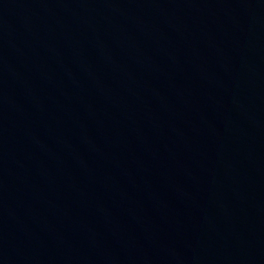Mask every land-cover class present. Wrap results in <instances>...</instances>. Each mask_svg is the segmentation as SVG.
Masks as SVG:
<instances>
[{
  "label": "water",
  "instance_id": "1",
  "mask_svg": "<svg viewBox=\"0 0 264 264\" xmlns=\"http://www.w3.org/2000/svg\"><path fill=\"white\" fill-rule=\"evenodd\" d=\"M0 264H264V0H0Z\"/></svg>",
  "mask_w": 264,
  "mask_h": 264
}]
</instances>
